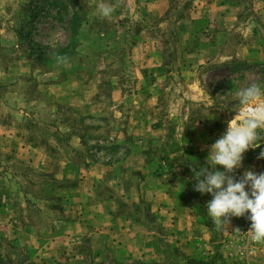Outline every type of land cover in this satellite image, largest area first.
Instances as JSON below:
<instances>
[{
  "label": "rangeland",
  "instance_id": "obj_1",
  "mask_svg": "<svg viewBox=\"0 0 264 264\" xmlns=\"http://www.w3.org/2000/svg\"><path fill=\"white\" fill-rule=\"evenodd\" d=\"M253 84L264 0H0V264H264L247 214L157 207L264 105ZM258 144L229 175L264 172Z\"/></svg>",
  "mask_w": 264,
  "mask_h": 264
},
{
  "label": "clouds",
  "instance_id": "obj_2",
  "mask_svg": "<svg viewBox=\"0 0 264 264\" xmlns=\"http://www.w3.org/2000/svg\"><path fill=\"white\" fill-rule=\"evenodd\" d=\"M102 17H110L114 9L104 3L98 6ZM242 103H249L264 95L261 87L253 84L240 92ZM241 121L230 120L226 130L209 148L213 166L201 167L195 172V190L201 194H211L207 202V213L214 223H228L230 217L247 214L251 221L250 238L264 242V172L248 169L243 177L236 179L234 173L241 167L243 154L249 148L259 146L264 139L258 129H264V105L256 104ZM264 158V150L260 152ZM223 166V170L216 166ZM197 172L199 173L197 175ZM201 177H203L201 179Z\"/></svg>",
  "mask_w": 264,
  "mask_h": 264
},
{
  "label": "crops",
  "instance_id": "obj_3",
  "mask_svg": "<svg viewBox=\"0 0 264 264\" xmlns=\"http://www.w3.org/2000/svg\"><path fill=\"white\" fill-rule=\"evenodd\" d=\"M178 181H175L176 185L173 184V186L171 187H161L163 189V191L165 192V194L167 193V201H157V207H162L164 208L165 206L168 208H171L173 214H177V211L179 208L181 207H186L188 206L189 208H191V206H193V208L196 207H203V206H207V202L205 201H199L197 199V196H201L196 190L195 188H190L189 186H187V188H182L179 184L177 185ZM163 204H161V203ZM160 204L162 206H160ZM175 214V215H176ZM175 219H173L175 222H177V220H179V218L174 217ZM215 257V256H214ZM194 256H189L187 257V262L188 264H192V262L195 261ZM204 261V257L201 258ZM196 260L200 261V257H198ZM214 260H216V257L214 258ZM204 264V263H203Z\"/></svg>",
  "mask_w": 264,
  "mask_h": 264
},
{
  "label": "built area",
  "instance_id": "obj_4",
  "mask_svg": "<svg viewBox=\"0 0 264 264\" xmlns=\"http://www.w3.org/2000/svg\"><path fill=\"white\" fill-rule=\"evenodd\" d=\"M250 226H251V221L246 216L244 222L241 225L242 228L238 232V236L239 239H241L242 241L244 240L245 245H247L248 247H254L256 241H253L250 238V233L248 231L250 229Z\"/></svg>",
  "mask_w": 264,
  "mask_h": 264
}]
</instances>
